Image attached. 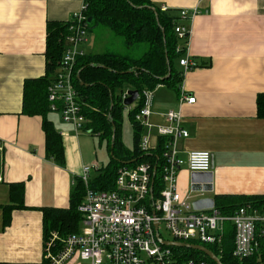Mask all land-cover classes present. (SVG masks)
I'll use <instances>...</instances> for the list:
<instances>
[{"label": "crops", "instance_id": "0c3cea01", "mask_svg": "<svg viewBox=\"0 0 264 264\" xmlns=\"http://www.w3.org/2000/svg\"><path fill=\"white\" fill-rule=\"evenodd\" d=\"M152 2L178 18L181 10L198 12L181 22L191 31L182 57L189 56L198 66L184 74L179 89L159 85L153 91L149 117L154 126L163 125L166 113L181 112L189 137L178 142L179 156L186 160L193 151L212 156V190L194 192L193 173L184 166L178 173V191L192 204L213 199L214 207L222 196H264V118L257 109L258 96L264 94V0ZM80 8L78 0H0V263L42 264L46 257L42 209H69L83 168L98 166L91 172L93 179L111 161L108 140L86 127L76 132L60 109L48 114L63 142L65 162L57 164L47 152L43 118L23 111L26 82L46 75L49 23H68ZM92 32L81 47L84 54L107 53ZM177 67L183 70L179 62ZM182 91L194 96L196 103H182ZM137 101L128 107L123 103V123ZM123 123L121 141L134 153L133 126L129 151ZM82 226L81 220L77 233ZM228 227L234 230L227 222L224 233ZM67 264L81 263L73 259Z\"/></svg>", "mask_w": 264, "mask_h": 264}, {"label": "built area", "instance_id": "2783aa9c", "mask_svg": "<svg viewBox=\"0 0 264 264\" xmlns=\"http://www.w3.org/2000/svg\"><path fill=\"white\" fill-rule=\"evenodd\" d=\"M78 1L81 8L68 22L60 71L49 87L51 109H61L64 121L72 124L76 132L84 130L86 118L73 85V74L77 59L85 55L81 47L88 42L89 36L88 0ZM162 10L166 11L165 8ZM197 13L196 9L180 11L175 26L180 40L189 39L191 32L190 27L181 22ZM179 63L184 74L198 66L189 56L182 57ZM153 97V91L143 93L144 106L135 120L144 129H149L140 141V152L153 153L160 139L163 140L160 196L154 195L158 169L150 162L121 167L116 177V189L111 191L92 189L91 172L98 166H85L81 178L86 185V195L78 207L82 229L64 239L56 232L52 234L45 247L51 264H67L73 259H78L81 264H209L194 259L180 261L172 250L174 247L161 244L157 238L159 234L162 240L171 241L161 236L162 225L174 242L204 245L221 243L224 224L229 222L235 230L233 257L238 261L253 256L257 239L264 238V208L246 204L229 217L214 207L206 214L195 210L192 202L180 194L179 170L186 166L191 173L211 172L212 156L209 152L193 151L186 160L182 159L178 142L189 137V132L183 128L182 113L170 111L164 115L166 124L154 126L149 122ZM180 101L193 105L196 98L182 91ZM58 104H61L59 108ZM2 150L0 140V153Z\"/></svg>", "mask_w": 264, "mask_h": 264}, {"label": "trees", "instance_id": "16d2710c", "mask_svg": "<svg viewBox=\"0 0 264 264\" xmlns=\"http://www.w3.org/2000/svg\"><path fill=\"white\" fill-rule=\"evenodd\" d=\"M86 14L92 19L89 22V32L95 28H103L109 30L115 38L122 39L127 49L145 46L144 54L138 57L108 51L105 54L84 55L77 59L73 85L79 94L82 114L87 120L86 130L107 139L112 153L109 165L91 179L90 187L99 191L115 190L117 173L121 167L150 162L158 169L154 179V195L159 197L163 189L160 174L163 140L160 139L153 153L140 152L139 144L145 129L135 117L144 106L145 91H154L159 85L176 89L181 87L184 72L178 69L177 62L183 56L188 39L180 40L175 31L178 17L170 11L156 7L152 0H88ZM67 32L68 23H49L46 75L28 80L24 90L23 111L26 115L43 118L48 155L59 165H64L65 162L64 149L61 135L48 118V114L52 112L49 87L60 71ZM127 89L140 94L137 105L129 115L134 130V153L125 150L120 137L125 110L124 92ZM59 106L61 104H58V108ZM257 109L258 116L264 118V94L258 96ZM76 181L69 209H42L44 245L49 242L54 232L64 239L79 231L82 219L78 207L86 195V185L81 177L76 178ZM20 186L23 187V184ZM216 201V207L225 216H233L246 204L264 208V196L230 195L222 196ZM192 243L201 245L199 242ZM203 246L213 252L222 264H264V238L257 239L256 250L250 258L238 261L233 257L235 230L232 227H228L221 243ZM172 250L180 261L194 259L216 264L199 251L176 247ZM42 264H51V261L45 257Z\"/></svg>", "mask_w": 264, "mask_h": 264}, {"label": "water", "instance_id": "95a60500", "mask_svg": "<svg viewBox=\"0 0 264 264\" xmlns=\"http://www.w3.org/2000/svg\"><path fill=\"white\" fill-rule=\"evenodd\" d=\"M91 20L92 19H89V22H91ZM127 95L128 97L124 100V105L127 107L134 104L140 96L139 92L135 90L134 91L129 90L127 92ZM211 183H212V171L207 172V173H193L192 190L194 192L201 193V192L211 191L212 190ZM193 206L195 210L211 209V208H214L215 202L213 199L204 198V199H200V200L193 202ZM155 227H156V231H158L157 224L155 225ZM157 238L159 239L160 243L165 246L176 247V248H187V249L199 251V252L204 253L207 257H209V259L212 260L214 263L222 264L220 259L205 246L194 245V244H189V243H179V242H174V241H164L160 238L159 234H157Z\"/></svg>", "mask_w": 264, "mask_h": 264}, {"label": "rangeland", "instance_id": "374dc122", "mask_svg": "<svg viewBox=\"0 0 264 264\" xmlns=\"http://www.w3.org/2000/svg\"><path fill=\"white\" fill-rule=\"evenodd\" d=\"M96 38L98 39V42L103 43V46H106L109 51H113L122 55H133V56H142L145 52V46H139L134 49H127L124 42L122 39L115 38L109 30L103 29V28H95V30L92 32ZM94 36H91V43L93 41ZM133 130H132V125L130 123V117L128 112L125 113L124 115V123H123V140L125 143V147L129 150H133ZM132 144V145H131ZM132 149V150H130ZM104 151L107 154V150L104 147ZM108 159L110 158L109 155L107 154ZM160 234L165 240H173L169 232H167L162 225L160 228Z\"/></svg>", "mask_w": 264, "mask_h": 264}]
</instances>
